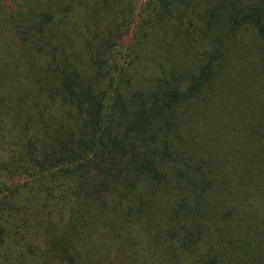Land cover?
<instances>
[{
    "label": "trees",
    "instance_id": "obj_1",
    "mask_svg": "<svg viewBox=\"0 0 264 264\" xmlns=\"http://www.w3.org/2000/svg\"><path fill=\"white\" fill-rule=\"evenodd\" d=\"M0 264H264V0H0Z\"/></svg>",
    "mask_w": 264,
    "mask_h": 264
},
{
    "label": "rangeland",
    "instance_id": "obj_2",
    "mask_svg": "<svg viewBox=\"0 0 264 264\" xmlns=\"http://www.w3.org/2000/svg\"><path fill=\"white\" fill-rule=\"evenodd\" d=\"M145 0H139V3L142 4Z\"/></svg>",
    "mask_w": 264,
    "mask_h": 264
}]
</instances>
